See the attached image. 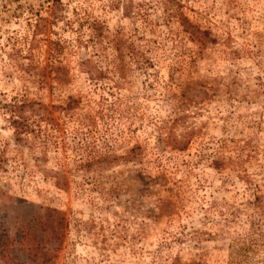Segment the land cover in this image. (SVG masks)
Returning <instances> with one entry per match:
<instances>
[{
	"label": "rangeland",
	"instance_id": "1",
	"mask_svg": "<svg viewBox=\"0 0 264 264\" xmlns=\"http://www.w3.org/2000/svg\"><path fill=\"white\" fill-rule=\"evenodd\" d=\"M21 103L54 126L15 139ZM0 157L54 264H264V0H0Z\"/></svg>",
	"mask_w": 264,
	"mask_h": 264
},
{
	"label": "trees",
	"instance_id": "2",
	"mask_svg": "<svg viewBox=\"0 0 264 264\" xmlns=\"http://www.w3.org/2000/svg\"><path fill=\"white\" fill-rule=\"evenodd\" d=\"M178 19L183 32L202 38L203 31L197 29L185 16L180 15ZM79 64L91 80L101 79L105 75L104 70L96 68L89 59H83ZM70 101L74 100L68 99L65 102L66 106L63 107L65 113L73 108ZM23 107L24 103L17 105V108H21L17 110L18 116L9 118L15 139H21L22 134L31 131L32 124H35L41 133L44 129L47 131L54 126L56 121L51 111L43 104L31 108L27 111L29 113L27 116L22 112ZM41 124H44L42 130ZM1 165L0 157V167ZM54 177L56 182L57 177ZM252 195L253 206L257 209L264 202V195L256 186ZM10 200L9 196L0 192V264H54L56 254L65 238L67 227L65 213L53 207L38 206L33 212L25 213L17 219L15 208L9 215L8 209L12 208Z\"/></svg>",
	"mask_w": 264,
	"mask_h": 264
}]
</instances>
